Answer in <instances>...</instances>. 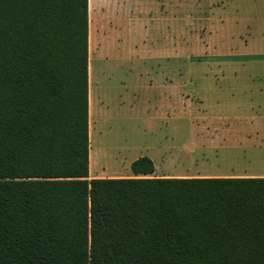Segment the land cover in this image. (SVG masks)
Masks as SVG:
<instances>
[{
  "label": "trees",
  "instance_id": "1",
  "mask_svg": "<svg viewBox=\"0 0 264 264\" xmlns=\"http://www.w3.org/2000/svg\"><path fill=\"white\" fill-rule=\"evenodd\" d=\"M88 155L87 0H0V264H264V177Z\"/></svg>",
  "mask_w": 264,
  "mask_h": 264
},
{
  "label": "crops",
  "instance_id": "2",
  "mask_svg": "<svg viewBox=\"0 0 264 264\" xmlns=\"http://www.w3.org/2000/svg\"><path fill=\"white\" fill-rule=\"evenodd\" d=\"M209 2L211 7L216 3L223 8V36L231 39L237 36L244 20L242 0ZM203 12L208 15L207 11ZM246 13L250 14L249 11ZM133 15L140 17L139 22L144 30L154 20L158 23L161 45L159 51L152 52L156 57L154 59L163 60L168 59L169 55L173 56L174 47L170 50L166 48V38L178 33L180 0H135V5L132 0H87L88 54L93 36L92 62H103L100 69L104 79L111 72L116 76L122 61L131 54ZM109 41L111 44L107 47ZM230 56L237 55H223ZM121 76L114 85L108 82L112 86H107V81L99 76V80L92 84L91 100L88 66V136L91 125L93 132L95 126L99 134L101 130L105 131V135L111 130L104 126L103 121L112 104L119 112L131 114V80H128L130 88L122 87ZM179 81V77H164L160 81L155 80V87L153 84L146 86L147 91L152 86L156 91L146 96L144 104L140 106L147 116L149 112H154L158 121L155 126H150L146 121L145 132L155 137L152 142L145 143L134 156L130 147L125 148L124 152L111 153L109 145L102 146L99 148L102 157L107 155L109 161L114 159L113 163L126 167L124 170L118 167L107 170L101 166L91 168L88 155L89 178L264 177V169L259 167V164H263L261 159L264 160V84L251 77H205L198 83L192 80L183 83L185 89L181 95ZM196 84L215 87L209 94H198L194 92L196 89L193 86ZM116 87L119 88L116 90ZM112 88L115 90L112 91ZM114 149L118 148L115 146ZM143 156L152 161L153 172L133 173L131 163Z\"/></svg>",
  "mask_w": 264,
  "mask_h": 264
},
{
  "label": "rangeland",
  "instance_id": "3",
  "mask_svg": "<svg viewBox=\"0 0 264 264\" xmlns=\"http://www.w3.org/2000/svg\"><path fill=\"white\" fill-rule=\"evenodd\" d=\"M132 3L135 5V0H132ZM213 6L211 7L209 0H180L178 33H174L173 36H166V48L170 50L174 47L173 56L169 55L168 59L163 60L154 59L156 57L152 53L159 51L161 45L158 23L154 20L148 25V29L144 30L141 27V22H139L140 17L133 15L131 54L122 61L116 76L115 73L111 72L105 76V79L102 77L100 69L103 62L96 60L92 62L94 40L91 36L92 44L88 54L91 56L88 58L91 100L92 84L99 80V76L103 78L102 80L107 81L108 86L114 85L121 74L122 87H129L128 80L129 78L131 80L133 101L131 114L119 112L117 107L112 104L110 112L103 121L104 126L108 130L111 129L106 135L105 131L102 130L100 134L98 131L96 132L95 126L93 132L91 125L89 135L91 168L95 166L97 169L101 166L107 170L118 167L124 170L125 165L113 163L114 159L109 161L110 158H107V155L102 157L99 148L109 145L112 153L124 152L125 148L129 149L130 147L132 156H134L135 153L142 150L141 148L145 143H151L155 138L151 136L152 134L145 132L147 120L150 126H155L158 122L155 113L151 111L149 112L150 115L147 116L140 109L146 96L156 93L154 91L155 80L160 81V78L164 77L170 79L179 77L181 95L185 89L183 83L189 80L198 83L200 79L205 77L210 79L251 77L264 84V0H242L244 20L243 23L240 22L241 29L238 31V35L232 39L229 36H223V8L217 6L216 3ZM203 11H207L208 15L206 16ZM246 11H249L250 14H247ZM110 44L111 41L108 42L107 47ZM145 52L151 53L146 54ZM224 54L237 56L223 57ZM112 69L115 71L114 68ZM149 84H153L154 87L152 86V89L147 91L146 86L150 87ZM193 87L196 89L195 93L209 94L215 86L196 84ZM117 88L119 87H116V90ZM114 90L112 88V91ZM122 90L124 89L122 88ZM113 130L115 131L112 132ZM115 146L118 148L117 150L114 149ZM261 161L263 164H259V167L264 169V160L261 159Z\"/></svg>",
  "mask_w": 264,
  "mask_h": 264
}]
</instances>
